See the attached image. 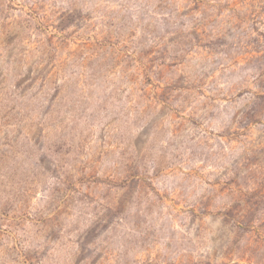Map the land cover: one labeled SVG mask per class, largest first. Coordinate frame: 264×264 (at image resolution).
I'll return each mask as SVG.
<instances>
[{
    "label": "rangeland",
    "instance_id": "374dc122",
    "mask_svg": "<svg viewBox=\"0 0 264 264\" xmlns=\"http://www.w3.org/2000/svg\"><path fill=\"white\" fill-rule=\"evenodd\" d=\"M0 264H264V0H0Z\"/></svg>",
    "mask_w": 264,
    "mask_h": 264
}]
</instances>
